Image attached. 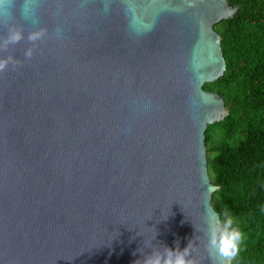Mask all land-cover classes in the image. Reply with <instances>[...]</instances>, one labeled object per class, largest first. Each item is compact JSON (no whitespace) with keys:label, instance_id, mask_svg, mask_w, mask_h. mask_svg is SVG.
<instances>
[{"label":"water","instance_id":"obj_1","mask_svg":"<svg viewBox=\"0 0 264 264\" xmlns=\"http://www.w3.org/2000/svg\"><path fill=\"white\" fill-rule=\"evenodd\" d=\"M237 9L0 0V264H141L190 243L219 264L206 131L230 110L205 84Z\"/></svg>","mask_w":264,"mask_h":264},{"label":"trees","instance_id":"obj_2","mask_svg":"<svg viewBox=\"0 0 264 264\" xmlns=\"http://www.w3.org/2000/svg\"><path fill=\"white\" fill-rule=\"evenodd\" d=\"M233 16L216 24L227 69L205 88L230 113L206 131L213 205L246 234L234 264H264V0H229Z\"/></svg>","mask_w":264,"mask_h":264},{"label":"clouds","instance_id":"obj_3","mask_svg":"<svg viewBox=\"0 0 264 264\" xmlns=\"http://www.w3.org/2000/svg\"><path fill=\"white\" fill-rule=\"evenodd\" d=\"M41 33H33L31 38L37 39ZM12 40L21 38L20 32H13ZM30 55V53H29ZM8 61L0 60V71ZM246 234L240 227V221L228 211L221 215H213L209 224V250L213 257H219V264H230L241 251ZM191 243L184 249L178 247L166 248L163 252L154 251L146 255L141 264H197V260L190 256Z\"/></svg>","mask_w":264,"mask_h":264}]
</instances>
